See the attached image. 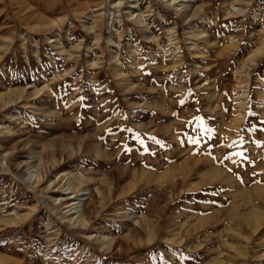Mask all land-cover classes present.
<instances>
[{
  "label": "rangeland",
  "instance_id": "rangeland-1",
  "mask_svg": "<svg viewBox=\"0 0 264 264\" xmlns=\"http://www.w3.org/2000/svg\"><path fill=\"white\" fill-rule=\"evenodd\" d=\"M0 264H264V0H0Z\"/></svg>",
  "mask_w": 264,
  "mask_h": 264
},
{
  "label": "bare ground",
  "instance_id": "bare-ground-1",
  "mask_svg": "<svg viewBox=\"0 0 264 264\" xmlns=\"http://www.w3.org/2000/svg\"><path fill=\"white\" fill-rule=\"evenodd\" d=\"M101 194V193H100ZM78 204H80V203H78ZM77 207V206H76ZM88 207V206H87ZM82 208H84L83 207V205H80V206H78V208H77V210H76V212L75 213H77V214H79V218H81V221H84L85 220V218L87 217H85V215H86V213H85V211H84V209H82ZM87 220V219H86ZM78 221V220H77ZM80 222V221H79ZM82 224V223H81ZM115 244H117V245H120L119 243H115ZM120 249V248H119Z\"/></svg>",
  "mask_w": 264,
  "mask_h": 264
}]
</instances>
